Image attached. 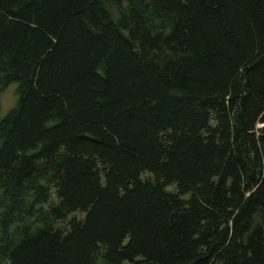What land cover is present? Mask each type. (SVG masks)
I'll return each mask as SVG.
<instances>
[{
	"label": "trees",
	"instance_id": "trees-1",
	"mask_svg": "<svg viewBox=\"0 0 264 264\" xmlns=\"http://www.w3.org/2000/svg\"><path fill=\"white\" fill-rule=\"evenodd\" d=\"M0 264H264V0H0Z\"/></svg>",
	"mask_w": 264,
	"mask_h": 264
},
{
	"label": "rangeland",
	"instance_id": "rangeland-1",
	"mask_svg": "<svg viewBox=\"0 0 264 264\" xmlns=\"http://www.w3.org/2000/svg\"><path fill=\"white\" fill-rule=\"evenodd\" d=\"M16 83L10 84L5 90L0 92V115L5 114L16 103ZM258 127L264 126V123H258Z\"/></svg>",
	"mask_w": 264,
	"mask_h": 264
}]
</instances>
